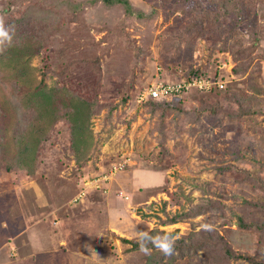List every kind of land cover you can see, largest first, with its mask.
Masks as SVG:
<instances>
[{
    "label": "rangeland",
    "instance_id": "1",
    "mask_svg": "<svg viewBox=\"0 0 264 264\" xmlns=\"http://www.w3.org/2000/svg\"><path fill=\"white\" fill-rule=\"evenodd\" d=\"M45 1L51 44L7 45L0 57V264H225L220 246L200 247L206 231L259 255L261 233L237 218L264 216V0H128L133 15L116 2ZM195 67L218 71L225 88L156 107L140 98ZM42 74L62 102L65 85L93 103L90 133L73 150L60 119L35 163L18 166L22 95ZM151 230L174 232L180 254L160 260L121 239Z\"/></svg>",
    "mask_w": 264,
    "mask_h": 264
},
{
    "label": "trees",
    "instance_id": "2",
    "mask_svg": "<svg viewBox=\"0 0 264 264\" xmlns=\"http://www.w3.org/2000/svg\"><path fill=\"white\" fill-rule=\"evenodd\" d=\"M107 3H118L120 4L127 15H133L134 9L128 0H103ZM234 1V2H233ZM9 6L3 7L0 10V27L3 28V35H0V57L8 49L7 45L21 46L27 41L35 42L37 49H42L43 45L47 43L50 45L48 34L51 29V4L47 3L45 0H8ZM235 4V0H227L226 4ZM240 21L236 22L233 26L238 27ZM235 29L234 27L231 28ZM263 37H264V27H263ZM242 46V44H239ZM243 51V52H242ZM239 51V60L242 59V54L246 55V50L242 49ZM241 58V59H240ZM233 69V68H232ZM237 72L235 69H233ZM232 71V70H231ZM40 79L38 84L31 90L27 91L22 95L21 105L23 117L18 125L17 132L19 133L16 139L17 144V157L16 164L18 166L23 165L25 159H30L32 163L36 161V155L38 149L41 147L42 142L47 139L48 133L52 130L53 126L60 119H66L70 128L71 135V146L73 150H76V139L81 133H90L88 127L91 115L95 112L93 103L86 97L82 96L78 92L70 91L65 85L61 86V89H66L70 92V99L68 103L62 102L63 100L56 93L57 86L48 87L44 82V74ZM220 73L217 71H200L197 67L191 68L187 73H185L186 81L193 78H208L212 80H221L219 76ZM225 88V87H224ZM224 88L213 87L209 91L206 90H194L202 93H210L215 91H220ZM187 93V92H185ZM183 94V93H181ZM174 95V96H180ZM172 97V96H171ZM236 95L233 93L231 98H235ZM170 98V97H168ZM168 98H149L153 106L163 105L162 101ZM147 101V100H146ZM145 101V102H146ZM156 101V102H155ZM159 103V104H158ZM168 104V103H167ZM79 132V134H78ZM78 134V135H77ZM28 157V158H27ZM197 210L193 212H180L174 214L171 218L167 220L166 223H175L177 221H183L201 211L206 210L203 204L196 205ZM253 216L250 220L245 219V215L239 216L237 218L238 225L240 227L255 228L261 233V237L264 244V216L256 217L255 220L258 222H253ZM159 230H151L148 233H143L140 235V239L128 240L126 238H121L124 242L130 243L131 249H155L158 259H162L166 255L163 249L170 245L172 248L171 256L176 250L180 252L177 241L174 240L176 244H173L171 239L174 236V232L166 233L161 231L163 234V239L157 237L156 233ZM207 234L201 237L200 247L204 244H212L216 247H221L217 251V260L224 258L228 260L225 264H229V261L238 259L236 264H264V245L262 246V251L257 256L254 255H237V253L230 247H227L225 242L221 239H216L213 241L210 236V231H206ZM180 254V253H179ZM241 260L243 262H241ZM221 261V260H220ZM223 262V261H222ZM220 263V262H218ZM222 264V263H220Z\"/></svg>",
    "mask_w": 264,
    "mask_h": 264
},
{
    "label": "built area",
    "instance_id": "3",
    "mask_svg": "<svg viewBox=\"0 0 264 264\" xmlns=\"http://www.w3.org/2000/svg\"><path fill=\"white\" fill-rule=\"evenodd\" d=\"M223 80H212L208 78L197 77L189 81L184 79L172 80V81H162L157 80L152 83L150 87L146 88L141 99L144 98H168L174 95H179L181 93L190 92L194 90H206L209 91L213 87L224 88ZM116 169V167H114Z\"/></svg>",
    "mask_w": 264,
    "mask_h": 264
},
{
    "label": "clouds",
    "instance_id": "4",
    "mask_svg": "<svg viewBox=\"0 0 264 264\" xmlns=\"http://www.w3.org/2000/svg\"><path fill=\"white\" fill-rule=\"evenodd\" d=\"M3 34H4V32H3V28L0 27V35H3ZM163 251H164V253H165L166 255H168V254H171L172 248H171L170 245H168V246H166V247L163 249Z\"/></svg>",
    "mask_w": 264,
    "mask_h": 264
}]
</instances>
